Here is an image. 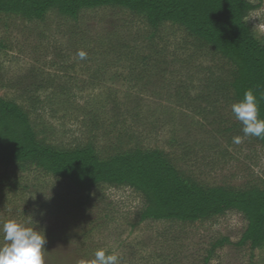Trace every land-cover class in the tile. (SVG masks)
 I'll return each instance as SVG.
<instances>
[{"label":"rangeland","instance_id":"1","mask_svg":"<svg viewBox=\"0 0 264 264\" xmlns=\"http://www.w3.org/2000/svg\"><path fill=\"white\" fill-rule=\"evenodd\" d=\"M245 21L264 42V0ZM228 69L176 25L152 33L120 7L82 9L76 19L55 10L39 20L0 14V96L27 111L49 143L91 142L101 156L117 145L158 148L202 184L262 186L264 148L231 111L221 86ZM142 205L127 186L87 194L33 166L0 164V225L16 220L43 231L45 264H91L98 249L119 264H264V245L224 244L205 259L216 239H239L241 213L139 221Z\"/></svg>","mask_w":264,"mask_h":264},{"label":"trees","instance_id":"2","mask_svg":"<svg viewBox=\"0 0 264 264\" xmlns=\"http://www.w3.org/2000/svg\"><path fill=\"white\" fill-rule=\"evenodd\" d=\"M0 0V14L26 20L41 19L49 10L73 19L82 9L120 7L138 15L154 33L163 23L181 28L195 48L221 57L229 69L222 89L237 102L251 90L264 120V42L246 23L248 13L261 0ZM29 113L13 100L0 96V164L33 166L45 174L67 180L87 194L96 185L127 186L139 193L143 205L138 220L198 222L228 211L246 221L239 239L222 236L212 251L224 244L251 249L264 245V183L236 188L206 185L179 170L158 148L115 146L101 156L91 142L62 147L40 137ZM264 148V138L254 137Z\"/></svg>","mask_w":264,"mask_h":264},{"label":"clouds","instance_id":"3","mask_svg":"<svg viewBox=\"0 0 264 264\" xmlns=\"http://www.w3.org/2000/svg\"><path fill=\"white\" fill-rule=\"evenodd\" d=\"M77 56L85 60L87 53L79 50ZM231 111L242 124L241 130L245 137L264 138V120L259 119L257 98L251 90L231 105ZM233 143H241V137H233ZM0 236L4 241L3 246H0V264H45L46 237L43 231L29 227L26 223L7 220L0 225ZM91 264H119V258L105 249H98Z\"/></svg>","mask_w":264,"mask_h":264}]
</instances>
